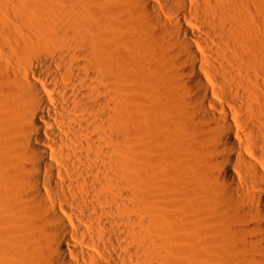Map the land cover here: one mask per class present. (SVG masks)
Listing matches in <instances>:
<instances>
[{
  "label": "bare ground",
  "instance_id": "bare-ground-1",
  "mask_svg": "<svg viewBox=\"0 0 264 264\" xmlns=\"http://www.w3.org/2000/svg\"><path fill=\"white\" fill-rule=\"evenodd\" d=\"M56 1L15 2L34 40L0 26V264H169L161 173L131 129L127 51L145 42L180 95L163 121L183 164L159 160L218 213L197 225L177 188L172 264L203 244L216 264H264V45L239 37L240 0Z\"/></svg>",
  "mask_w": 264,
  "mask_h": 264
},
{
  "label": "rangeland",
  "instance_id": "rangeland-1",
  "mask_svg": "<svg viewBox=\"0 0 264 264\" xmlns=\"http://www.w3.org/2000/svg\"><path fill=\"white\" fill-rule=\"evenodd\" d=\"M19 1L24 2L25 0H0V26L8 25V27H10V29L13 30L14 32H18L23 36L28 35L29 37L26 36V38L31 39L30 37H32L35 32H38L37 31L38 29L36 28H39L40 24H37V21L38 22L40 21L34 19V17L33 18L31 17L33 21L30 20V18L28 20L29 16H27L26 18L24 16L26 14L24 15L21 14L24 17L15 14L17 13V11L14 12L15 9L13 7H16L17 2ZM33 1H28V2H33ZM239 3L241 6L243 4L242 7L243 9L245 8L244 11L247 10L246 12H248L245 13L244 11H241L242 12L241 16H244L245 18H243L242 20V24H241L242 26L240 28L242 32L238 33L239 37L244 42H248V43L258 42L259 40V42H261V44L264 45V0H248V1L240 0ZM2 13L5 14V16ZM117 13H118V15H116L117 20L119 21L123 20L119 12ZM244 13L245 15H243ZM19 16H21V18ZM4 17H6L7 19H5ZM201 37L206 38V36L204 35H201ZM37 38L38 35L36 36V39ZM11 40H12L11 53L14 55L16 54L21 56L23 51H21L20 47H18L15 44L12 37ZM31 40H34V38ZM147 40L148 38L145 41ZM128 43L132 44L133 42H131L130 40V42ZM144 45L146 47H144ZM144 45L142 47L139 46L140 48L138 49H135L134 47L132 49L130 48L129 51H127L128 52V56H127L128 60L126 63L127 88H128V94L131 97V106H132L131 107L132 109H130V113L132 112V114H130V116L132 115L139 118V120L137 119L138 121L136 120L137 126H134L131 129L133 133L139 135L140 140L138 141V145H140V147L144 149L143 150L145 154L144 156L147 159L146 160L147 163L145 162V160H143L142 167L148 168L149 171H153V169L156 168L161 173L158 180L159 183L162 185L163 191L160 194L159 206L163 209L162 213L165 219V223H164L165 229L163 233L165 234L167 239L171 242L168 248L167 257L169 264H172L176 260L175 259L176 252H174V250L177 247L175 244V233H174V225H175L174 216H176L175 203L177 202L178 204H182V202L184 201L183 203L185 204V200L187 201L188 199L186 204L185 205L182 204V205H184L183 207L188 210V213L190 214L192 221L199 226H205L207 228H213V225H211L209 219L210 217H212V221H213V219H215L218 213L208 195H205L204 192L199 188L189 186L188 184L185 183V181L183 182V180L176 181L178 177L175 176L176 174L174 168L171 166L168 167L165 166V164L162 163L161 160H159V157L162 156L163 153H166L167 155L173 154L176 157L179 156V158L176 159L177 163L183 164V160L180 158L182 155V148H180V144H178V141L176 140L177 139L176 135L174 132L171 133L169 131V128H167V125L163 121L164 118L167 117L170 112L169 105L165 102L164 98L168 96H174L176 98H180V95L175 89V80L173 78L171 77L162 78V76L160 77V75H159L160 78H157L158 75L154 74V71L156 69L158 70L168 69L166 68L167 66L165 65V61L162 56L163 53L159 51V49H156L155 45L153 46L152 44H149V42H145ZM151 45L153 46V48L151 47ZM133 46L137 47L135 44H133ZM25 50L28 51L29 53L30 52L33 53V50L28 47L25 48ZM131 110H133L134 112ZM156 132L158 133V137L161 141H167V140L169 141L168 142L169 146L166 147L165 149L156 148V149H151L149 151L148 144L146 145V143L148 142L149 138L155 135ZM180 178L181 177H179V179ZM177 188H179L181 193V195L179 196H182L183 199L185 198L187 199L183 201H179L182 198H180L178 201L176 200V194L179 193V190ZM203 239H204L203 235L197 236V241H201ZM203 245L205 247L204 246L198 247L197 250L198 251L197 255L199 258L197 264H212V263L216 264L218 262L217 259L216 262H214L215 261L214 258L211 260L209 258V254L207 253L209 245L208 244H203ZM225 262L226 259L222 263L230 264L229 263L230 261H227L226 263Z\"/></svg>",
  "mask_w": 264,
  "mask_h": 264
}]
</instances>
